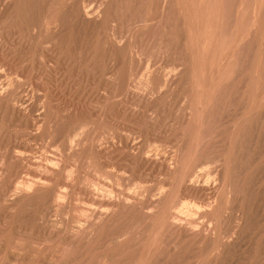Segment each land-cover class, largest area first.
I'll use <instances>...</instances> for the list:
<instances>
[{
  "label": "rangeland",
  "instance_id": "374dc122",
  "mask_svg": "<svg viewBox=\"0 0 264 264\" xmlns=\"http://www.w3.org/2000/svg\"><path fill=\"white\" fill-rule=\"evenodd\" d=\"M0 264H264V0H0Z\"/></svg>",
  "mask_w": 264,
  "mask_h": 264
},
{
  "label": "bare ground",
  "instance_id": "6f19581e",
  "mask_svg": "<svg viewBox=\"0 0 264 264\" xmlns=\"http://www.w3.org/2000/svg\"><path fill=\"white\" fill-rule=\"evenodd\" d=\"M189 180V179H188Z\"/></svg>",
  "mask_w": 264,
  "mask_h": 264
}]
</instances>
